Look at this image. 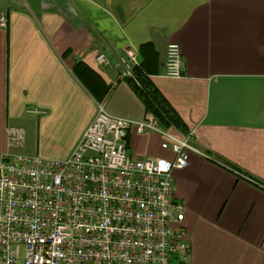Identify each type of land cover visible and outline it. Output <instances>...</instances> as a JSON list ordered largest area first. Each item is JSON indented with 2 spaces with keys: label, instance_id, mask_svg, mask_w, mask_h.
I'll use <instances>...</instances> for the list:
<instances>
[{
  "label": "crops",
  "instance_id": "0c3cea01",
  "mask_svg": "<svg viewBox=\"0 0 264 264\" xmlns=\"http://www.w3.org/2000/svg\"><path fill=\"white\" fill-rule=\"evenodd\" d=\"M1 18L0 154L22 153L25 139L8 145L10 127L33 128L65 139V151L46 154L66 159L97 103L143 120L129 81L95 61L130 46L186 131L160 127L196 149L173 171L189 264H264V0H0ZM169 43L180 47L178 78L164 74ZM79 62L92 72L81 79ZM161 141L131 128L127 153L171 158Z\"/></svg>",
  "mask_w": 264,
  "mask_h": 264
},
{
  "label": "built area",
  "instance_id": "2783aa9c",
  "mask_svg": "<svg viewBox=\"0 0 264 264\" xmlns=\"http://www.w3.org/2000/svg\"><path fill=\"white\" fill-rule=\"evenodd\" d=\"M95 61L119 70L121 78H133L139 64L130 46L115 60L101 52ZM164 74L182 75L177 43L166 47ZM131 128L159 133L172 157H131ZM189 138L162 129L150 113L136 121L97 103L66 159L0 154V264H189L183 212L173 203V171L196 151ZM7 139L20 147L24 132L10 127Z\"/></svg>",
  "mask_w": 264,
  "mask_h": 264
},
{
  "label": "trees",
  "instance_id": "16d2710c",
  "mask_svg": "<svg viewBox=\"0 0 264 264\" xmlns=\"http://www.w3.org/2000/svg\"><path fill=\"white\" fill-rule=\"evenodd\" d=\"M76 75L81 79V72L92 73L83 63L74 67ZM142 64L133 68V78H125L143 102L146 111L152 114L162 127L174 126L181 131H186V126L174 108L145 75ZM94 75V74H93Z\"/></svg>",
  "mask_w": 264,
  "mask_h": 264
},
{
  "label": "rangeland",
  "instance_id": "374dc122",
  "mask_svg": "<svg viewBox=\"0 0 264 264\" xmlns=\"http://www.w3.org/2000/svg\"><path fill=\"white\" fill-rule=\"evenodd\" d=\"M64 141L65 139L59 137L55 131L38 132L32 128L29 133L25 131V144L22 153L43 158H54L55 156H49L46 153L54 154L57 151H65L66 143L64 144Z\"/></svg>",
  "mask_w": 264,
  "mask_h": 264
},
{
  "label": "clouds",
  "instance_id": "9594fccd",
  "mask_svg": "<svg viewBox=\"0 0 264 264\" xmlns=\"http://www.w3.org/2000/svg\"><path fill=\"white\" fill-rule=\"evenodd\" d=\"M174 150L178 151L179 149L177 148V149H174ZM165 163H166V162L161 161V162H160L161 167H163ZM186 166H187V161H186V159H181V160L178 161V164H177V167H178V168H182V167H186ZM164 170L167 171L168 168H164Z\"/></svg>",
  "mask_w": 264,
  "mask_h": 264
}]
</instances>
